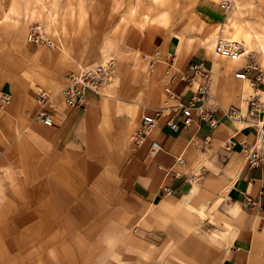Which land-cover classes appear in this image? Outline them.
I'll use <instances>...</instances> for the list:
<instances>
[{
    "label": "rangeland",
    "instance_id": "1",
    "mask_svg": "<svg viewBox=\"0 0 264 264\" xmlns=\"http://www.w3.org/2000/svg\"><path fill=\"white\" fill-rule=\"evenodd\" d=\"M202 1L9 0L10 12L5 18H23L26 23H20L19 31L25 34L30 24H41L56 42L63 43L62 48H49L63 51L77 68L106 64L112 59L116 64L114 78L116 74L121 78L115 96L155 107L157 101L164 99V103L166 99L159 87L162 79L158 64L167 63V57L162 47H152L145 40L143 30L150 22L164 23L178 46L176 58L184 50L191 56L189 62L202 51L207 62L213 63L215 43L221 33L236 31L251 45L242 47V54L250 50L243 56L241 66L253 55L264 68V0H228L229 10L224 7L227 0H213L221 13L205 9ZM236 60L241 61V56ZM72 71L67 70L66 74ZM108 86V91H112L113 84ZM249 89L250 95L252 87ZM93 96L91 92L86 94L87 98ZM131 145L133 155L122 169L117 168L115 182L82 178L77 189L67 193L49 190L37 179L36 172L33 178L28 176L20 155L14 153L12 158H5L4 149L0 148V264H142L143 258L144 264H222L224 252L231 244L227 234L234 228L224 219L232 224L239 222L231 216L234 204L225 196L226 188H219L215 195L213 192V197L200 196L196 207L206 214L197 215L194 225L197 229L215 223L212 237L223 234L220 240L225 245L214 246L209 255V250L200 251L199 256L194 251L198 244L189 233L181 236L184 245L177 240L180 253L175 254L164 228L141 223L143 213L153 206L151 200L139 197L135 190L144 173L149 177L152 165L147 161L148 168L142 172L141 162L147 159L145 151ZM57 173L63 180V172ZM202 179L203 183L211 181ZM213 181L211 185L215 184ZM263 229L264 220L259 227ZM210 242L214 244L213 239ZM260 244L258 253L250 254L252 259L244 250V257L237 264H264V242Z\"/></svg>",
    "mask_w": 264,
    "mask_h": 264
},
{
    "label": "crops",
    "instance_id": "2",
    "mask_svg": "<svg viewBox=\"0 0 264 264\" xmlns=\"http://www.w3.org/2000/svg\"><path fill=\"white\" fill-rule=\"evenodd\" d=\"M201 5L214 13H221L213 0H203ZM9 10V0H0V88L8 90L12 97L11 103L0 113V148L4 149L2 156L10 159L14 153L20 155L30 173L28 176L33 178L36 172L40 183L47 185L53 192L75 191L82 178H104L115 182L117 168L122 169L133 155L131 144L135 143L131 137L134 130L144 114L161 108L164 99L157 101L155 107L143 100H121L122 97L115 96L116 86L121 80L116 74L113 82H110L113 84L112 91L109 92L110 87L107 86V92L105 89L100 95L88 98L85 106L68 107L61 98V90L66 85V71H78L81 67L77 68L74 60L64 55L63 51L51 50L48 46L34 48L27 41L29 28L26 34L19 31L20 23L26 21L14 16L5 18ZM143 32L147 44L162 47L165 57L177 53L178 46L164 23L150 22ZM187 53L183 50L178 55L172 69L168 62L158 64V75L162 79L159 87L163 95L165 87L170 85L183 95L185 103L196 89L195 82L188 85L179 78L180 71H185L190 63L191 56ZM245 54L241 53V61H230L229 58L214 54L213 63L210 64L205 59L207 55L199 52L198 58L193 60H202L211 67V95L201 109H193L194 122L190 126H183L181 111L170 110L171 113L165 112L157 129L149 136L162 144L158 154L151 157L147 143L141 147L135 145L138 151H145L147 158L146 162H141L142 172L148 168L147 161L152 165L148 169L149 177L144 173L137 181L138 189L135 190L139 197L151 200L153 206L143 213L146 215L141 216V223L146 227L158 225L164 228L168 245L175 254L180 253L177 240L180 239L179 243L184 245L181 236L189 233L191 240L198 244L194 249L197 255L203 250H209L206 254L209 255L214 246L225 245L220 240L223 234L212 237V232L216 230L215 223L194 229L197 215L206 214L203 209L196 207L197 200L201 195L212 196L213 192L215 195L223 187L227 189H223L225 196L234 204L230 208L231 216L239 222L232 224L223 216L225 224L230 223L228 226L234 228L232 233L227 234L231 244L224 252L222 264H237L240 257H244V250L252 259L250 254H257L260 242H264V229L259 230L264 220V165L250 167L246 158L254 139V130L243 128L244 123L234 121L227 115L231 107H239L243 113L247 110L251 81L241 80L234 75L235 68L242 67ZM223 59L231 64H226ZM176 68L179 70L177 77L172 79ZM38 85L56 95L58 109L53 111L52 125H46L35 117L39 108L35 99ZM262 90L264 87L260 93ZM261 98L264 99L263 92ZM202 109L217 120L215 126H210L209 121L204 119ZM171 116L179 121L178 130L167 125L166 120ZM179 156L185 160L184 164H178ZM158 164L162 169L157 168ZM6 170L14 171L13 168ZM59 170L63 172V180L57 173ZM175 171H181L182 176H174ZM202 178H209L210 183L214 180L215 184L211 185L208 181L203 183ZM151 185L153 188L149 190ZM248 198L255 200L257 205H249ZM208 235L211 238H207ZM212 239L214 244L210 242ZM141 262L144 264V258Z\"/></svg>",
    "mask_w": 264,
    "mask_h": 264
},
{
    "label": "built area",
    "instance_id": "3",
    "mask_svg": "<svg viewBox=\"0 0 264 264\" xmlns=\"http://www.w3.org/2000/svg\"><path fill=\"white\" fill-rule=\"evenodd\" d=\"M226 8V2H224ZM27 41L31 43L33 47L48 46L51 48H62V42H56L53 36L44 29L39 23H32L29 26L27 32ZM217 52L221 55H229L233 59H237L241 56L242 47L231 45L217 46ZM170 69L176 64V54L172 53L167 57ZM108 65L97 64L95 67L80 68L78 72L72 71L66 74V85L61 90V98L65 101L66 105L70 108H80L85 106L87 102L86 94L88 92L93 93L95 96L100 95L101 88L105 85V78H108V82L111 79L112 72L114 71L113 60L111 59ZM178 69L171 76L172 79L177 77ZM210 74L211 67H208L206 62L202 60L190 61L185 71H180V79L186 82L188 85L196 83V89L187 103L183 102V95H180L170 85L165 87L166 99L161 108L147 112L143 117L140 126L133 134V138L137 144H148V153L151 157H155L159 150L162 149V144L152 136V133L157 129L162 116L167 113H171L170 110L181 111V119L183 126H190L194 122L195 107L202 108L206 99L210 97ZM235 77L239 79H250L253 82V94L250 95L247 110L245 113L239 107L229 108L227 115L230 119L242 122L243 128H251L254 130V139L251 147L247 153V163L250 167H260L264 165V99L261 98V89L264 87V68L261 63L255 60L251 55L248 61L238 68L235 73ZM48 88H44L38 85L35 89V99L39 104V108L36 111V119L42 121L45 124L52 125L54 123L53 108L58 106V101ZM11 94L8 90L0 88V110L6 108L11 103ZM176 103V104H175ZM202 111L204 119L208 120L210 126H215L217 120H214L213 115ZM167 125L173 130H178L179 121L174 116L169 117L166 120ZM229 148V146H228ZM227 148V149H228ZM226 160V158H223ZM178 164H184L185 160L182 156L177 158ZM158 169H162L160 164L157 165ZM174 176L181 177V171H175ZM249 202L256 204L255 200L248 198Z\"/></svg>",
    "mask_w": 264,
    "mask_h": 264
},
{
    "label": "bare ground",
    "instance_id": "4",
    "mask_svg": "<svg viewBox=\"0 0 264 264\" xmlns=\"http://www.w3.org/2000/svg\"><path fill=\"white\" fill-rule=\"evenodd\" d=\"M37 1V0H36ZM226 2V10H229V9H231V3H230V1H225ZM249 30V29H248ZM239 32V31H238ZM220 35V34H219ZM241 36H239L238 34H237V32L235 31H231V30H229V31H227V33H221V35L219 36V40L215 43V47L217 48V46H218V44H220V45H231L232 47H234V46H241V47H244V45H246V46H248V47H251L250 46V44H248V43H246L245 41H243L241 38H240ZM244 37V36H243ZM242 37V38H243ZM249 37V36H248ZM252 40V39H251ZM249 42V41H248ZM234 45V46H233ZM241 51H242V49H241ZM215 53H216V55H219V53L217 52V49H215ZM242 53V52H241ZM221 55V54H220ZM222 57H226V58H229L230 60H232V61H235L236 59H233V58H231L229 55H221ZM238 59V58H237ZM109 62V61H108ZM103 65H108L107 64V62H106V64H103ZM92 67H95V66H92ZM79 71V70H78ZM78 71H75V72H78ZM114 72H115V70L112 72V76H111V79H110V81L108 82V78H105V80L104 81H106V83H105V85L101 88V90H100V93L103 91V90H105L106 88H107V86H108V84L110 83V82H112V80H113V78H114ZM242 80H249V81H251L250 79H242ZM251 84L253 85V82L251 81ZM252 87V86H251ZM262 92L264 93V90H262ZM261 92V93H262ZM59 95H60V92H59ZM65 102V101H64ZM66 104V103H65ZM53 110H56V107L55 108H53ZM243 112V111H242ZM146 114H144L143 115V117L145 116ZM36 117V116H35ZM143 117H142V119H141V121H140V123L142 122V120H143ZM38 120V119H37ZM42 122V121H41ZM47 125V124H46ZM48 125H50V124H48ZM138 126H140V124L138 125ZM137 126V127H138ZM137 130V128L134 130V131H136ZM134 134V133H133ZM132 141L135 143V145L136 146H138V147H140L141 146V144H137L136 142H135V140H134V138H133V135H132Z\"/></svg>",
    "mask_w": 264,
    "mask_h": 264
}]
</instances>
